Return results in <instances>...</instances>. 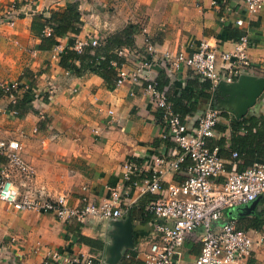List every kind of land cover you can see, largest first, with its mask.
I'll return each mask as SVG.
<instances>
[{"label":"crops","instance_id":"0c3cea01","mask_svg":"<svg viewBox=\"0 0 264 264\" xmlns=\"http://www.w3.org/2000/svg\"><path fill=\"white\" fill-rule=\"evenodd\" d=\"M14 1L21 6L22 17L14 29L6 27L0 33V62H4L0 65L8 64V68L12 66V71L18 73L17 79L10 81L32 73L33 110L18 117L8 110L7 97H0V138L22 143V155L35 169L30 184L33 190L50 197L66 195L70 206H80L84 197L101 203L117 189L124 195L121 205L124 216L63 223L50 213L18 211L0 202V264H43L48 259L50 264H57L76 257L91 258L93 264H122L130 259L143 264L149 244L159 238L155 229L159 220L154 215L151 220H145L144 212L152 202L148 193L140 187H133L129 193L131 180L141 179L147 170L144 175L127 181L124 165L132 162L147 169L157 156L175 159L172 156L175 144L162 137L156 103L143 83L127 81L116 86L115 77L106 81L92 72L68 75L59 57H53V49H37L41 39L31 31L34 17L43 14L49 18L52 11L78 3L83 22L81 32L61 37L59 41L63 45L70 37L76 40L99 37L103 41L132 26L133 45L125 47V63L118 71L135 69L138 59L134 53L144 49L147 39L160 53L180 50L190 53L204 39L221 51H231L237 41L228 38V31L244 32L250 40L251 60V67L244 75L257 79L264 78V6L257 13H249L243 0H221L218 5L214 0H0V14ZM240 19L244 22L241 26L237 24ZM152 75L161 82L167 80L164 87L174 95L193 89L190 80H198V89L205 81L188 68L166 72L158 63L154 64ZM203 90L209 97L199 96V113L195 118L186 117L191 128H195L196 121L210 104L221 111L222 121L254 116L264 121V90L242 118L238 116L247 102L245 96L233 104L222 103L220 107L219 101L224 97L219 91L214 92L211 86ZM42 115L46 119L41 120ZM226 132H229L228 138L230 130ZM238 133L245 135L246 131L242 129ZM4 162L5 158L0 155V169ZM190 162L187 159L180 171L166 173L165 184L185 179V168ZM236 166L234 162L233 171L237 170ZM16 182L22 183L21 178ZM245 206L227 210L218 224L235 218L239 225L241 216L249 219L246 224H250L254 215L264 209V200L260 199L254 212H247ZM128 217L134 227L133 246L123 247L121 259L115 261L110 251L111 230L116 221H126ZM244 226L256 238L264 233V225L261 230ZM202 234L200 228L190 234L175 257V264H194L201 253ZM243 263L264 264V250L255 247Z\"/></svg>","mask_w":264,"mask_h":264},{"label":"built area","instance_id":"2783aa9c","mask_svg":"<svg viewBox=\"0 0 264 264\" xmlns=\"http://www.w3.org/2000/svg\"><path fill=\"white\" fill-rule=\"evenodd\" d=\"M213 2L218 5L221 0ZM243 4L249 13H257L263 8L264 0H243ZM22 11L18 2L7 5L0 14V33L6 27L14 29L22 17ZM237 24L241 26L244 22L240 19ZM45 33L49 36L51 29L48 28ZM101 43L99 37L76 40L74 49L82 52L85 47L99 46ZM249 47L250 40L245 35L231 51H221L217 45L204 39L190 53L185 50L160 53L156 45L147 39L144 49L134 53L138 59L135 69L118 71L116 86L133 81L143 83L151 93L158 109L162 137L171 140L176 148L172 154L176 156L175 159L157 156L147 169L132 162L124 165L127 181L134 176L144 175L147 170L141 179L132 182L129 193L133 187H140L144 193L155 195L148 210L159 220L155 226L159 238L149 244L143 264H175V257L180 254L185 240L199 228L203 230L202 246L194 264H244L243 261L255 247L264 250V233L256 238L240 229L235 219L218 224L227 210L264 198V162L227 171L228 162L220 155L218 147L208 145V139L228 136L229 132L220 133L218 126L231 120L222 121L221 111L210 104L198 118L195 128H191L188 118H182L174 111L172 102L167 98V88L159 89L152 75L155 63L166 72L188 68L210 81L211 89L215 92L222 82L227 85L237 82L251 67ZM64 49L65 45L57 44L53 48V57H60ZM126 52V48L119 49L118 55L126 57ZM19 85V81L0 83V90L9 104L15 103L26 90L19 88ZM44 119L46 117L42 115L41 120ZM22 153L23 145L19 140L0 138V155L5 158L0 169V202L18 211L50 213L63 223L88 219L104 221L124 216L121 207L124 195L117 189H113L111 196L101 203L91 202L84 197L80 206H70L66 195L50 197L33 190L30 184L34 180L35 169ZM237 156L238 153L234 152L233 159ZM187 159L191 161L185 168L187 177L180 182L165 184L164 175L182 170ZM229 164L234 166L233 161ZM220 177H225V180L217 181ZM17 178H21L22 183H17ZM49 261L43 264H50ZM56 263L93 264V259L76 257Z\"/></svg>","mask_w":264,"mask_h":264},{"label":"trees","instance_id":"16d2710c","mask_svg":"<svg viewBox=\"0 0 264 264\" xmlns=\"http://www.w3.org/2000/svg\"><path fill=\"white\" fill-rule=\"evenodd\" d=\"M83 22L81 20V12L79 10L78 3H74L70 7L64 10L52 11L49 18H44L43 14L36 15L31 24L32 33L41 39L38 44V50H52L57 44H60L59 39L67 36L69 33L75 35L79 34L82 29ZM50 28L51 33L46 35L45 31ZM229 30V29H228ZM228 38L239 41L246 34L244 32L228 31ZM76 43L75 37H70L65 45L63 53L59 57L60 65L65 69L68 75L82 76L86 73H97L104 77L106 81L112 80L115 77V83L118 78V69L125 63V58L118 55V50L122 48H129L133 45V27L129 26L121 33L107 36L99 46L85 47L82 52L74 49ZM115 63L116 65H113ZM158 82V88L163 89L167 80L160 81V78H156ZM198 80H190L189 84L193 86V89H186L180 93V95H174L170 90L167 93V98L173 104L174 111L178 113L182 118L191 116L195 118L199 113L198 99L200 97H209V94L204 92L203 89H209L211 86L210 81L205 80L201 83V89L197 88ZM19 88L24 89L23 94L18 97L17 101L13 104H9L8 110L14 111L15 115L22 117L30 110H33V75L32 73H25V75L19 81ZM28 87V88H27ZM4 95L0 90V97ZM224 117L228 118V115L224 114ZM197 125V121H196ZM43 127V123L40 125ZM220 133H226L230 130V136L222 135L218 138L208 139V145L211 148L218 147L220 155L227 160L236 162V169H244L253 166L255 163L264 162V121H261L257 117L250 119H243L240 121H230L229 124L221 123L219 126ZM245 130L246 134L241 135L239 130ZM237 152L238 156L233 159V153ZM227 171L232 172L233 164L226 165ZM225 177H220L217 181H224ZM134 182L135 180H131ZM149 199L154 200L155 195L148 193ZM264 200V198H262ZM132 211V216H133ZM264 209L254 215L252 222L246 224L245 217L239 218L240 229L245 230L244 225L247 227L261 230L264 225ZM145 220H151L153 214L148 210L144 212ZM234 218V217H233ZM235 219V218H234ZM95 263V262H94ZM78 264V263H72ZM122 264H140L134 259L125 260Z\"/></svg>","mask_w":264,"mask_h":264},{"label":"water","instance_id":"95a60500","mask_svg":"<svg viewBox=\"0 0 264 264\" xmlns=\"http://www.w3.org/2000/svg\"><path fill=\"white\" fill-rule=\"evenodd\" d=\"M234 88L233 94H229L231 89ZM264 90V78H251L247 75H242L240 79L230 85L222 82L219 86V93L224 97L223 103H234V101H239L241 97L245 96L247 102L242 106L243 109L239 114V118H242L248 110L249 107L253 106L256 102V98ZM260 198L253 201L249 205L245 206L247 212H254ZM114 228L111 230V252L114 254V260L117 261L121 259V250L123 247H132L134 242V227L130 217L126 221L119 220L116 221Z\"/></svg>","mask_w":264,"mask_h":264},{"label":"rangeland","instance_id":"374dc122","mask_svg":"<svg viewBox=\"0 0 264 264\" xmlns=\"http://www.w3.org/2000/svg\"><path fill=\"white\" fill-rule=\"evenodd\" d=\"M1 61V60H0ZM4 62H0V64H3ZM6 66L0 65V82L3 83H8V81L10 82L11 79H17L16 77H18V73L12 71L13 67L10 66V68H8V64H5ZM22 77L20 76L19 79L17 81H20ZM234 88L231 89V92H229V94H233ZM219 106L222 107V101H219Z\"/></svg>","mask_w":264,"mask_h":264}]
</instances>
